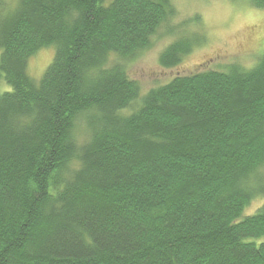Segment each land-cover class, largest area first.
Wrapping results in <instances>:
<instances>
[{
	"label": "trees",
	"instance_id": "obj_1",
	"mask_svg": "<svg viewBox=\"0 0 264 264\" xmlns=\"http://www.w3.org/2000/svg\"><path fill=\"white\" fill-rule=\"evenodd\" d=\"M174 15L170 0H0V264H264L248 242L264 204L240 220L264 195V51L142 96L109 65ZM200 43L178 38L160 66Z\"/></svg>",
	"mask_w": 264,
	"mask_h": 264
},
{
	"label": "rangeland",
	"instance_id": "obj_2",
	"mask_svg": "<svg viewBox=\"0 0 264 264\" xmlns=\"http://www.w3.org/2000/svg\"><path fill=\"white\" fill-rule=\"evenodd\" d=\"M14 7L16 0H5ZM175 15L162 24L151 38L150 47L130 59L112 56L109 65H119L128 79L136 83L140 96L163 86L176 77L208 71H223L230 65L251 68L264 51V9L252 7L247 0H170ZM198 18V22H193ZM195 35L201 43L175 67L159 64L161 53L178 38ZM54 48L39 50L28 60L27 74L38 80L51 63ZM79 141L83 139L78 135ZM263 173L264 175V171ZM260 183L253 187L259 188ZM264 204V195L246 206L241 219L251 216ZM264 243V237L248 240Z\"/></svg>",
	"mask_w": 264,
	"mask_h": 264
}]
</instances>
